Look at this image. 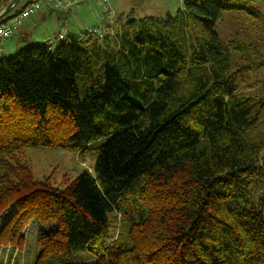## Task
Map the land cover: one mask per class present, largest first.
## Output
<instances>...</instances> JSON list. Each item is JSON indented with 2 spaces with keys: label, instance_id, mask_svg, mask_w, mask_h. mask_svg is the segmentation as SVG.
Masks as SVG:
<instances>
[{
  "label": "trees",
  "instance_id": "obj_1",
  "mask_svg": "<svg viewBox=\"0 0 264 264\" xmlns=\"http://www.w3.org/2000/svg\"><path fill=\"white\" fill-rule=\"evenodd\" d=\"M131 14L0 54V246L34 222V264H264V15L247 0ZM227 15L250 29L224 41ZM29 151L93 171L39 180Z\"/></svg>",
  "mask_w": 264,
  "mask_h": 264
},
{
  "label": "rangeland",
  "instance_id": "obj_2",
  "mask_svg": "<svg viewBox=\"0 0 264 264\" xmlns=\"http://www.w3.org/2000/svg\"><path fill=\"white\" fill-rule=\"evenodd\" d=\"M30 0H21L18 2V7H23ZM184 0H108V4L104 5H95L91 2H88L92 13L85 19V24L82 21V26L79 24L78 28L85 29L88 24H97L99 21L100 26L105 24L101 21V19L94 17V12H106L110 10L114 17L109 20L108 25L110 28H113V23L120 15H129V13L133 12L135 15H132L135 19H143L146 17H164L167 14L171 16H176L178 11L182 9ZM250 4L258 9L264 15V0H247ZM85 4V5H87ZM17 6V5H16ZM82 7V6H81ZM81 7L78 9L80 10ZM84 7V5H83ZM47 8L42 9L40 12L45 13ZM81 11V10H80ZM76 12V11H75ZM61 13V12H57ZM64 13H67L65 10ZM72 12L71 14H73ZM62 14V13H61ZM40 14H38L35 18H32L24 23L21 30V35L31 34L30 43L21 44L19 43L18 38L19 34L9 41L3 42L0 48L5 49L3 56L10 57L14 56L20 50L29 47L33 42L37 44H44L45 39H43L42 35L38 32H34L32 30V23L36 22L38 27L43 28L44 25L39 22ZM236 20H231L233 16L227 15L225 17V21H223L222 25L218 28L217 32L225 41L231 35L238 32V27L249 30L250 21L248 19L239 18V16H234ZM92 19V20H90ZM91 22V23H90ZM105 26V25H104ZM48 26L45 25V28ZM39 28V29H41ZM91 29V28H88ZM50 31V27L48 29ZM79 30V29H78ZM77 30V31H78ZM106 32V31H105ZM103 32L102 35L105 34ZM113 29L110 30L109 33L112 34ZM34 33V35H33ZM38 33V35H37ZM53 34V32H50ZM63 35L64 37L67 34H59L58 36ZM37 37V38H36ZM48 41L51 38L47 39ZM261 43L264 44L262 41ZM13 47L16 49L13 50ZM2 55V53H0ZM257 79L260 82L257 84V90H264V86L262 87V83L264 82V72L260 73L257 76ZM110 138H103L95 145V148L105 145ZM28 162L31 166L33 175L36 179H43L48 176H53V179L56 184H66V181L73 180L77 175L82 173L85 170L93 171V161L90 158H87L84 162H81L77 156L67 151H29L27 154ZM257 201V200H255ZM14 208H10L1 218H0V229L6 223L7 219L13 213ZM38 233V226L36 223L31 222L25 225L21 231V236L23 239V246L21 249H17L14 246L9 245H1L0 246V264H34L36 257L38 256L39 249L36 244ZM118 234H116V237ZM71 261L78 263H86L92 264L97 260V257L90 252H80L74 254L71 258Z\"/></svg>",
  "mask_w": 264,
  "mask_h": 264
},
{
  "label": "built area",
  "instance_id": "obj_3",
  "mask_svg": "<svg viewBox=\"0 0 264 264\" xmlns=\"http://www.w3.org/2000/svg\"><path fill=\"white\" fill-rule=\"evenodd\" d=\"M88 2L104 6L108 4V0H31L10 21L0 24V44L12 39L20 31L24 23L40 12L45 5H52L60 11L75 12L81 5H85ZM113 17L114 14L110 10L99 13V19L104 23L111 21ZM92 31L100 34L99 28H93ZM62 39H64L63 35L58 36V40ZM49 44L52 45L51 40Z\"/></svg>",
  "mask_w": 264,
  "mask_h": 264
},
{
  "label": "crops",
  "instance_id": "obj_4",
  "mask_svg": "<svg viewBox=\"0 0 264 264\" xmlns=\"http://www.w3.org/2000/svg\"><path fill=\"white\" fill-rule=\"evenodd\" d=\"M45 8H47L45 13H41V12L38 13V14H40L39 22L42 24V26L44 25V27L43 28L38 27L36 22L32 23V30L34 32L39 31V33L42 35V37H43V39H45V41H47V39H49V38H56L59 34H62V33L68 35L69 33L77 32L78 29H79L78 31L82 30V29L78 28V25L80 24L82 26V21L85 24V19H87L88 16L91 15L90 13H92L88 4L84 5V7L82 6L80 9L81 11L79 9H77L76 12H74L73 14L69 13L68 11H67V13H64L65 11H60L62 14L57 13V12L52 11V9L49 6H45L43 8V10ZM131 13H132L131 16L135 15L133 12H131ZM37 15H35L32 18H35ZM93 16L96 17L98 20L99 12H94ZM90 20H92V19H90ZM97 24H99V21ZM97 24H91V25L88 24L87 29L91 28ZM45 25H47L48 27L45 28ZM49 27H50V31L48 30ZM39 28H41V29H39ZM51 31L53 32V34L50 33ZM18 34L20 36L18 38L19 43H21L23 45L30 43V41H31L30 36L32 37L31 34L28 35L25 33V35H21V30L18 32ZM17 35H15V36H17ZM33 35H34V33H33ZM37 35H38V33H37ZM15 49L16 48L13 47V50H15ZM4 51H5V49L0 48V53H2V56H3V54H5Z\"/></svg>",
  "mask_w": 264,
  "mask_h": 264
},
{
  "label": "water",
  "instance_id": "obj_5",
  "mask_svg": "<svg viewBox=\"0 0 264 264\" xmlns=\"http://www.w3.org/2000/svg\"><path fill=\"white\" fill-rule=\"evenodd\" d=\"M20 0H13L7 7L0 13V20L5 18L18 4Z\"/></svg>",
  "mask_w": 264,
  "mask_h": 264
}]
</instances>
